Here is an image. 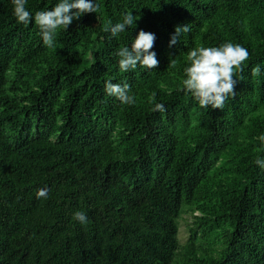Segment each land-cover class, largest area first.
Segmentation results:
<instances>
[{
  "label": "trees",
  "instance_id": "obj_1",
  "mask_svg": "<svg viewBox=\"0 0 264 264\" xmlns=\"http://www.w3.org/2000/svg\"><path fill=\"white\" fill-rule=\"evenodd\" d=\"M94 3L50 49L0 0V264H264V0ZM129 11L135 26L104 31ZM177 25L190 30L170 46ZM140 30L159 64L122 73L116 53ZM229 41L250 54L235 95L201 108L182 87L187 53ZM106 81L129 83L136 103Z\"/></svg>",
  "mask_w": 264,
  "mask_h": 264
},
{
  "label": "clouds",
  "instance_id": "obj_2",
  "mask_svg": "<svg viewBox=\"0 0 264 264\" xmlns=\"http://www.w3.org/2000/svg\"><path fill=\"white\" fill-rule=\"evenodd\" d=\"M12 2L13 15L17 22L27 26L34 20L40 30L43 44L50 49L57 46L58 29L67 30L73 19L79 20L83 14L96 13L99 9V5L94 3V0H59L50 10L37 11L33 16L26 8L27 0H12ZM139 18V15H133L132 11L126 12L122 22L113 25L109 21L104 31L110 32L113 37L118 36L135 26V22ZM189 30L188 25H177L169 45L177 44L181 34L187 33ZM155 39L153 33L140 30L130 47L127 45L119 48L116 53L119 57V70L122 73L128 72L135 70L138 65L145 69L156 68L159 61L156 59V53L152 51ZM249 56L247 48L230 41L219 46L198 45L190 49L186 57L190 63L184 68L183 90L190 93L201 108L223 109L225 101L235 95L234 85L237 81L234 77L242 78V76L238 77V74L243 73L245 62ZM170 63L174 64L175 61L171 60ZM260 71L259 65L251 69L254 77L258 76ZM105 91L108 95L118 98L122 104L133 105L136 103L135 96L130 94L131 86L127 82L106 81ZM149 103H154L153 111H165L162 103H155V93L150 97ZM258 139L264 143V135H260ZM255 163L264 168V159L258 157ZM36 195L37 198L47 199L48 189L46 187L38 189ZM73 219L82 225L88 223V217L83 211H76L73 214Z\"/></svg>",
  "mask_w": 264,
  "mask_h": 264
},
{
  "label": "rangeland",
  "instance_id": "obj_3",
  "mask_svg": "<svg viewBox=\"0 0 264 264\" xmlns=\"http://www.w3.org/2000/svg\"><path fill=\"white\" fill-rule=\"evenodd\" d=\"M187 223L184 220H181V227H180V238L182 241L187 239Z\"/></svg>",
  "mask_w": 264,
  "mask_h": 264
}]
</instances>
